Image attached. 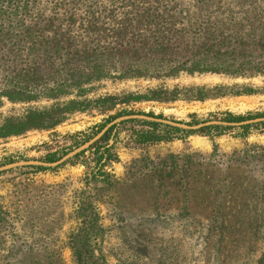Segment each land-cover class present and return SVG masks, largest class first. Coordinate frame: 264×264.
Segmentation results:
<instances>
[{"label": "rangeland", "instance_id": "rangeland-1", "mask_svg": "<svg viewBox=\"0 0 264 264\" xmlns=\"http://www.w3.org/2000/svg\"><path fill=\"white\" fill-rule=\"evenodd\" d=\"M161 84L222 86L220 94L228 95L77 113L55 129L0 139V168L58 162L103 126L130 115L152 113L188 126L264 118L263 77L183 74L163 82H108L90 97L145 92ZM243 88L255 94L232 95ZM72 98L28 103L0 97V123ZM115 127L100 143L110 149L109 161L99 162L92 145L56 167L0 172V264H78L72 247L84 233L78 214L82 201L97 215L100 236L90 250L99 264H264V122L191 131L129 119Z\"/></svg>", "mask_w": 264, "mask_h": 264}, {"label": "trees", "instance_id": "trees-1", "mask_svg": "<svg viewBox=\"0 0 264 264\" xmlns=\"http://www.w3.org/2000/svg\"><path fill=\"white\" fill-rule=\"evenodd\" d=\"M183 74L264 78V0H0V97L30 103L74 95L6 118L0 139L55 129L77 113H106L144 101L204 102L227 94H220L222 86L161 84L90 97L108 82H163ZM253 94L252 88L232 92ZM115 128L90 149L99 162L110 160V149L100 143ZM78 214L84 233L72 247L74 258L99 264L90 250L100 236L92 204L82 201Z\"/></svg>", "mask_w": 264, "mask_h": 264}, {"label": "water", "instance_id": "water-1", "mask_svg": "<svg viewBox=\"0 0 264 264\" xmlns=\"http://www.w3.org/2000/svg\"><path fill=\"white\" fill-rule=\"evenodd\" d=\"M129 119H142V120H148V121H152V122H160V123H164V124H167L170 126H174V127H178V128H182V129H186V130H191V131H197L198 129H200L204 126H210V125L244 126V125H250V124H254V123L264 122V118H259V119L249 120V121L240 122V123H228V122L213 121V122L201 124L198 126H188L186 124L177 123V122H174L171 120L153 118V117L146 116V115H130V116L121 117L119 119L112 121L96 137H94L93 139H91L89 142H87L83 146L79 147L78 149L74 150L73 152L69 153L68 155H66L64 158H62L58 162H55V163H44V162H38V161L19 162V163H14V164L5 166L3 168H0V172L4 171V170L15 168L18 166L36 165V166L56 167V166L62 165L66 161L77 156L79 153L89 149L92 145H94L96 142H98L108 132V130L111 127L115 126L116 124H118L122 121L129 120Z\"/></svg>", "mask_w": 264, "mask_h": 264}, {"label": "bare ground", "instance_id": "bare-ground-1", "mask_svg": "<svg viewBox=\"0 0 264 264\" xmlns=\"http://www.w3.org/2000/svg\"><path fill=\"white\" fill-rule=\"evenodd\" d=\"M197 141H198V140H197ZM199 142L202 143V141H199ZM204 144H205V143H204ZM204 144H203V145H204ZM199 145H200V144H199ZM201 145H202V144H201Z\"/></svg>", "mask_w": 264, "mask_h": 264}, {"label": "flooded vegetation", "instance_id": "flooded-vegetation-1", "mask_svg": "<svg viewBox=\"0 0 264 264\" xmlns=\"http://www.w3.org/2000/svg\"><path fill=\"white\" fill-rule=\"evenodd\" d=\"M240 123V122H239Z\"/></svg>", "mask_w": 264, "mask_h": 264}]
</instances>
